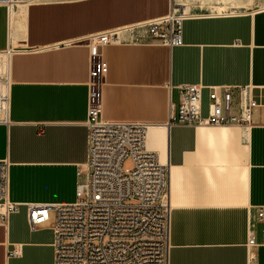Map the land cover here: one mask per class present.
<instances>
[{
    "label": "crops",
    "instance_id": "0c3cea01",
    "mask_svg": "<svg viewBox=\"0 0 264 264\" xmlns=\"http://www.w3.org/2000/svg\"><path fill=\"white\" fill-rule=\"evenodd\" d=\"M13 1L10 9L0 5V51L14 49L0 159L11 162L10 199L21 206L7 226L0 223V264H55L53 213L31 230L25 203L77 198L78 168L89 154L84 39L167 15L174 0ZM183 39L172 48L158 42L101 48L103 117L168 127L169 264H251V253L253 264H264V246H248L251 229L258 242L263 235L256 214L264 205V8L188 18ZM184 83L204 85V114L211 86L233 85L237 110L238 87L250 85L260 105L248 139L242 125H168Z\"/></svg>",
    "mask_w": 264,
    "mask_h": 264
},
{
    "label": "built area",
    "instance_id": "2783aa9c",
    "mask_svg": "<svg viewBox=\"0 0 264 264\" xmlns=\"http://www.w3.org/2000/svg\"><path fill=\"white\" fill-rule=\"evenodd\" d=\"M11 0H0L10 9ZM232 14V13H231ZM234 14V13H233ZM203 15L173 4L167 15L109 29L84 39L90 48L88 81V160L78 168L77 198L72 203H25L31 230L51 220L55 235V264H169L170 169L159 154L148 146L150 124L125 119H105L104 76L106 67L101 48L111 44L162 43L184 45V21ZM13 48L2 52L11 56ZM7 78L1 80L6 84ZM10 86V81H9ZM233 85L210 87L207 113L204 114L202 83L179 85L180 102L171 105L168 125L249 126L260 103L250 85L240 86L235 110ZM9 108L10 90L4 97ZM7 114L2 119L7 121ZM131 159L133 168H125ZM8 158L0 159V223L8 225L10 216L21 204L10 199ZM262 226V240L250 230L248 246H264V205L259 206L256 224ZM255 227V225H254ZM14 254H17L14 251ZM250 254V263H255ZM252 264V263H251Z\"/></svg>",
    "mask_w": 264,
    "mask_h": 264
},
{
    "label": "bare ground",
    "instance_id": "6f19581e",
    "mask_svg": "<svg viewBox=\"0 0 264 264\" xmlns=\"http://www.w3.org/2000/svg\"><path fill=\"white\" fill-rule=\"evenodd\" d=\"M189 1L192 0H175V6L185 7L188 11L187 5H189ZM254 0H202L203 3L211 4L215 10L214 14H227L226 11L229 7L240 9V8H248L249 5L252 4ZM13 0H11L10 5H13ZM264 8V7H263ZM234 13V12H232ZM13 16H15L13 12ZM10 62L11 56L7 55L5 52L0 51V116L7 114V104L4 101V97L9 93V81H10ZM3 78H7L6 84L2 83L1 80ZM3 113V114H2ZM3 117V118H4ZM2 118V119H3ZM0 119V120H2ZM242 136L244 139H248V127L245 126L242 132ZM215 137V136H211ZM148 146L151 149L157 150L161 156L162 162L168 163V146H169V131L166 125H150L148 131ZM169 164V163H168ZM171 166V165H170ZM223 170L225 168L217 167L216 170ZM179 170L176 167H172L171 175L174 177L175 173H178ZM229 173V171H227ZM241 177L245 175L244 169L238 170ZM253 254V253H252ZM253 264V262H252Z\"/></svg>",
    "mask_w": 264,
    "mask_h": 264
},
{
    "label": "rangeland",
    "instance_id": "374dc122",
    "mask_svg": "<svg viewBox=\"0 0 264 264\" xmlns=\"http://www.w3.org/2000/svg\"><path fill=\"white\" fill-rule=\"evenodd\" d=\"M174 3H175V0H174ZM188 3H189V5H187L186 7H188L189 12H193V13L194 12H201V13H211V14L215 13L214 8L212 7L213 5L203 3L202 0H192V1H189ZM263 7H264V0H254L252 2V4L248 6V8L246 7L244 9L243 8L235 9V8L229 7L228 10L226 11V13H232V12L242 13L245 11L258 10V9L263 8ZM206 113H207V108H205V114ZM3 117H4V115H1L0 119H2ZM152 150H154V149H152ZM154 151H156L159 154V152L157 150H154ZM159 156H160V154H159ZM160 158H161V156H160ZM124 167L125 168H133V163H132V160L130 158L125 161Z\"/></svg>",
    "mask_w": 264,
    "mask_h": 264
}]
</instances>
